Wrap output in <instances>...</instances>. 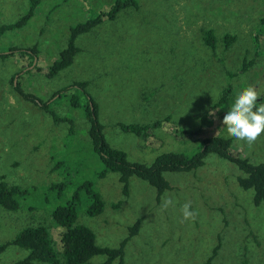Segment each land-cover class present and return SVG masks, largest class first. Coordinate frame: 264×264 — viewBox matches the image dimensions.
<instances>
[{
  "label": "rangeland",
  "instance_id": "obj_1",
  "mask_svg": "<svg viewBox=\"0 0 264 264\" xmlns=\"http://www.w3.org/2000/svg\"><path fill=\"white\" fill-rule=\"evenodd\" d=\"M35 1L33 16L0 36V53L9 48L35 51L33 58L0 59V176L27 190L16 211L0 207V245L24 227L41 223L61 252V229L51 224L50 213L88 181L103 201L102 212L87 216L86 196L80 195L75 223L93 232L97 247L117 248L128 228L140 221L123 247V264H205L215 246L212 264H264V205H254L252 190L238 186L242 174L234 164L210 154L195 170L163 173L169 188L159 201L153 187L130 177L125 197L116 173L98 178L102 165L87 135L84 98L76 95L81 102L72 108L75 91L69 90L74 83H85L104 140L130 163L149 166L168 152L190 156L203 139L219 136L230 140L238 157L257 165L264 161V134L249 147L228 137L221 121L247 86H254L264 102V0H136V8L125 7L77 35L71 64L50 77L47 68L66 48L69 30L107 12L116 0ZM28 2L0 0V26L22 17ZM206 29L215 38L213 51L202 41ZM225 34L234 38L227 50ZM243 60L252 61L245 71ZM22 68L30 73L23 74ZM16 78L24 94L47 103L61 120L54 122L22 99L13 90ZM228 85L226 103L209 111ZM63 90L59 98L52 97ZM166 116L169 122L154 129L147 141L116 126L151 124ZM170 128L201 132L175 138ZM59 183L61 191L47 189ZM165 192L175 206L162 211ZM187 201L198 215L194 222L180 223V208ZM26 255L9 245L0 253V264ZM102 261L101 255L89 259Z\"/></svg>",
  "mask_w": 264,
  "mask_h": 264
},
{
  "label": "trees",
  "instance_id": "obj_2",
  "mask_svg": "<svg viewBox=\"0 0 264 264\" xmlns=\"http://www.w3.org/2000/svg\"><path fill=\"white\" fill-rule=\"evenodd\" d=\"M37 5L38 1L29 0L27 10L22 17L12 24L0 26V36L3 35L5 31L13 30L22 26L33 16ZM125 7L136 8V0H116L107 12L99 13L72 27L69 30V38L66 48L59 52L58 58L47 68L46 76L50 77L55 75L58 71L71 64L73 56L77 52V48L74 46V40L77 35L86 33L92 27L98 25L103 18L112 19L118 11ZM233 40L234 38L229 34H225L222 37V43L225 50L230 47ZM202 41L207 48L211 51L214 50L215 38L211 29H206L202 32ZM6 52L7 53H0L1 60L13 56L21 57L24 56V54H30L31 58H33L35 55L33 48H9ZM30 64L31 62L28 66ZM251 64L252 61L243 60L241 71H245V69ZM20 71L25 75L30 73L29 70H24V68ZM18 78H16L13 90L18 93L22 99L37 105L39 109L47 112L54 122H59L61 119L55 115L52 110H49V105L47 103H41L34 95L24 94L22 92L17 81ZM84 88L85 83H74L69 87V90L72 89L75 91V94L70 100V106L72 108H77L78 104L81 102L80 99L75 97L76 95L84 98L83 114L89 124L87 135L90 140L92 152L98 157L102 165V170L98 173V178L104 177L108 172L116 173L118 175V181L121 184V192L125 197L128 193L129 178L136 177L145 181L155 189L156 201H159V197L169 188L167 181L163 178V173L188 172L195 170L202 166L203 159L211 154L234 164L242 174L236 179L238 186L243 190H252V202L254 205H264V161L257 165H251L246 159L238 157V155L231 150L232 148L229 139L221 138L219 136L205 138L202 140L201 146L198 150L190 156L168 152L155 157L149 166L128 162L124 152L111 148L104 140L102 135L103 127L97 120L96 106L88 97ZM64 91L65 90L58 91L54 93L52 97L58 95L57 97L59 98L65 94ZM230 93V87L228 85L223 89L222 96L219 100L209 108V111H214L219 107H223ZM88 102H90L91 105H89ZM169 120L170 117L166 116L161 120L153 121L151 124H117L116 126L125 133H131L147 141L152 137V131L154 129L159 128L162 123H167ZM200 132L201 129L189 131L170 128V133L175 138H183L186 136L191 137ZM62 186V183L52 184L47 189L51 191L59 188L61 191ZM26 194L27 190H22L17 186L8 185L3 177L0 176L1 208L6 211H16L18 209V201L20 197H23ZM80 195L86 196L87 206L85 214L87 216L94 217L102 212L103 201L88 181H84L78 186L66 203L56 206L50 213V218L51 224L55 228L61 229L59 234L61 252L59 251L57 253L55 251L48 226L38 223L33 226L24 227L18 232L13 240L1 244L0 253L9 245H14L27 251V255L23 259L12 264H93L89 262V259L96 255L103 256L104 261L95 264H123V247L127 240L137 233L140 221L137 220L128 228V236L119 243L117 248L97 247L94 242L93 232L89 228L75 223L77 213L76 206L79 203ZM216 250L217 246L213 248V254L206 260L205 264H212L211 261L216 254Z\"/></svg>",
  "mask_w": 264,
  "mask_h": 264
},
{
  "label": "clouds",
  "instance_id": "obj_3",
  "mask_svg": "<svg viewBox=\"0 0 264 264\" xmlns=\"http://www.w3.org/2000/svg\"><path fill=\"white\" fill-rule=\"evenodd\" d=\"M221 125L228 137L249 147L264 134V102H261L260 93L254 86H247L237 93L234 103L223 116ZM170 206H175V200L165 192L161 210H167ZM180 212V223L194 222L198 215L192 210L191 201L185 202Z\"/></svg>",
  "mask_w": 264,
  "mask_h": 264
}]
</instances>
